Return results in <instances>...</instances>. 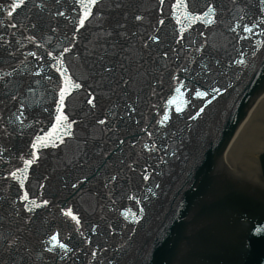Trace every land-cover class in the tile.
I'll return each mask as SVG.
<instances>
[{
  "label": "water",
  "instance_id": "95a60500",
  "mask_svg": "<svg viewBox=\"0 0 264 264\" xmlns=\"http://www.w3.org/2000/svg\"><path fill=\"white\" fill-rule=\"evenodd\" d=\"M261 176L264 0H0V264H264Z\"/></svg>",
  "mask_w": 264,
  "mask_h": 264
},
{
  "label": "snow or ice",
  "instance_id": "6c2138e0",
  "mask_svg": "<svg viewBox=\"0 0 264 264\" xmlns=\"http://www.w3.org/2000/svg\"><path fill=\"white\" fill-rule=\"evenodd\" d=\"M90 2H91L92 4H95V3H96V0H90ZM161 2H163V0H161ZM19 6H20V5H18V4H13V5H12V9H16V8L19 7ZM90 13H91L90 8H89L87 5H85V7H84V11H83V18H81V19L79 20V24H80L81 26H84V24H85V20L89 17ZM9 14L11 15V12H10ZM137 19H139V17H137ZM161 23H162V22H161ZM244 31H245V32H251L252 29L249 28V27H247V26H245V27H244ZM75 87L79 88L80 85H75ZM176 91H180V89H176ZM214 91H219V90H218V89H214ZM206 95H208V94H207V93H202V92H196V96H197V97H202V96H206ZM64 96H65V93H64V91L62 90L61 93H60L61 103H63V101H64ZM89 103H91V101H89ZM179 110H180V109H177V111H179ZM165 119H167V116H165ZM60 120H67V117L64 116V115L58 116V117H57V121L59 122ZM101 122L103 123V121H101ZM68 127H70V125H68ZM33 147H35V145H33ZM26 163H27V164H31V163H32V160H28V161H26ZM13 175H15V173H13ZM145 179H148V177L145 176ZM24 198H25V199H28L27 194L25 195ZM45 203H47V201H45ZM67 214H68V215H72V213H71L70 211H69ZM74 218H75V217H74ZM256 231H257V233H259V232L261 231V229L258 227V228L256 229ZM52 240H53V241H56V240H57V237H56V236H52ZM59 247H60L61 249H66V248H67V245L64 244V243H60V244H59ZM50 251H51V250H50Z\"/></svg>",
  "mask_w": 264,
  "mask_h": 264
}]
</instances>
